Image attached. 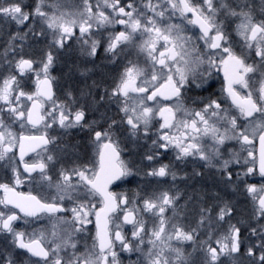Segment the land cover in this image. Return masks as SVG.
<instances>
[{
  "label": "snow or ice",
  "instance_id": "6c2138e0",
  "mask_svg": "<svg viewBox=\"0 0 264 264\" xmlns=\"http://www.w3.org/2000/svg\"><path fill=\"white\" fill-rule=\"evenodd\" d=\"M0 37V264H264V0H0Z\"/></svg>",
  "mask_w": 264,
  "mask_h": 264
},
{
  "label": "flooded vegetation",
  "instance_id": "af4514ba",
  "mask_svg": "<svg viewBox=\"0 0 264 264\" xmlns=\"http://www.w3.org/2000/svg\"><path fill=\"white\" fill-rule=\"evenodd\" d=\"M2 45H3V38L0 37V46H2ZM31 155H32V154H29V157H26V159H27V158H30ZM18 190H21V191H25V192H27V191L29 190V187H28L27 184H25V185L20 186V188H19Z\"/></svg>",
  "mask_w": 264,
  "mask_h": 264
}]
</instances>
